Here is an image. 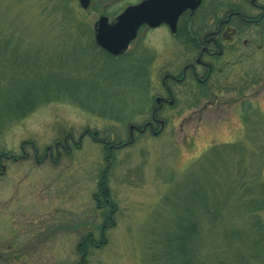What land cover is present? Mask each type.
Wrapping results in <instances>:
<instances>
[{
	"label": "rangeland",
	"instance_id": "rangeland-1",
	"mask_svg": "<svg viewBox=\"0 0 264 264\" xmlns=\"http://www.w3.org/2000/svg\"><path fill=\"white\" fill-rule=\"evenodd\" d=\"M96 17L77 0H0V104L14 105L29 81L54 68L70 81H104L88 91L75 84L81 100L72 89L52 103L39 100L21 119H4L0 154L23 158L0 159V171L6 168L0 175V264H80L76 247L87 233L94 243L87 241L84 264H170L168 245L183 240L179 223L189 189L199 191L201 213L208 207L209 225L199 234L201 264H264V119L247 139L243 130L231 131L238 107L220 114L189 109L183 117L178 88L163 135L147 133L107 160L94 137H106L108 145L126 141L128 126L144 123L162 85L166 50L175 49L167 47L166 31L157 30L126 55L108 56L89 29ZM249 65L236 83L263 88L264 111V50ZM57 142H63L60 153ZM104 185L113 205L98 209L95 195Z\"/></svg>",
	"mask_w": 264,
	"mask_h": 264
},
{
	"label": "flooded vegetation",
	"instance_id": "flooded-vegetation-1",
	"mask_svg": "<svg viewBox=\"0 0 264 264\" xmlns=\"http://www.w3.org/2000/svg\"><path fill=\"white\" fill-rule=\"evenodd\" d=\"M77 1L83 12L97 14L89 26L94 37L101 18H106L108 25H116L118 18L134 7L143 6L144 12L155 17L164 15L157 26L142 23L129 49L120 56L126 55L136 41L141 42L145 35L157 30L166 31L170 38L167 47L175 49V54H172L171 49H164L169 55L163 59L167 65L161 68L163 71L165 69L162 85L156 93L154 104L148 108L145 106L149 117L144 123L129 125V137L126 141L115 139L108 145L106 137H94V141L102 144L108 152L107 160L111 158L113 151L122 149L139 138L144 139L147 133L152 138L163 135L170 122L168 113L180 99L177 96L178 88L183 91V100L180 101L183 117L189 109H211L220 114L221 108L235 110L238 107L239 113L236 109L231 114L234 123L231 131L236 135L237 131L241 133L243 130L247 139L250 137L251 127L260 124L264 119V111L261 110L262 104L259 101L263 88H239L235 79L242 67L250 66L255 52L264 50V0H84L83 4L80 0ZM154 56L160 57V54ZM172 61H179L180 65L174 68ZM168 62L172 63L169 65ZM177 69L179 73L176 72ZM233 93L239 97H233ZM228 97H231L232 101ZM208 98L211 100L208 101ZM239 122H243L242 125L238 126ZM112 138L115 136L111 135ZM61 146V142H57V153L61 152ZM3 158L14 162L21 157ZM5 170L4 167L0 175L4 174ZM98 190L95 195L97 207L103 209L108 205L105 201L110 202L111 198H102L100 186ZM104 191H107V188ZM112 211L107 219L113 218ZM106 227L103 225L101 228L102 238ZM87 241L94 243L91 233L83 236V240L76 247L77 253L81 251L87 254Z\"/></svg>",
	"mask_w": 264,
	"mask_h": 264
},
{
	"label": "trees",
	"instance_id": "trees-1",
	"mask_svg": "<svg viewBox=\"0 0 264 264\" xmlns=\"http://www.w3.org/2000/svg\"><path fill=\"white\" fill-rule=\"evenodd\" d=\"M93 33V31H91ZM96 46V45H95ZM97 47V46H96ZM105 53V52H104ZM2 54H5V51L3 50ZM54 54V53H53ZM106 54V53H105ZM55 55V54H54ZM48 56V55H47ZM50 57H53L52 54H49ZM56 59V58H54ZM63 70V69H60ZM65 71V70H64ZM34 73L37 71L34 70ZM35 78V77H34ZM81 80V81H80ZM2 82V80H0ZM104 82V81H101ZM101 82H96V79L93 81H90L89 79H82L81 77H78V80H72L70 81L67 78V75H64L60 72V75H57V70L55 68L52 70H49L48 72L45 70L44 74L42 75V78H35L34 82L29 81L27 84V88H29L28 93H24L22 95L17 94L14 101V105H7L0 104V128H2V125L4 124V119L8 116H15L21 117L29 115L33 111V109L39 104V100L46 103H52L53 101L58 100L59 96H66L72 94V89H75V84L81 89H87L90 90L94 87L95 83H97L96 87L100 89ZM2 86V85H1ZM21 89L25 88V86H20ZM41 88V91L36 92L35 89ZM3 89V88H1ZM79 96V99L81 100V95L77 93ZM114 93H109L108 96H113ZM3 96V90H0V97ZM83 96V95H82ZM101 96H104L101 94ZM88 96H83V99H85ZM96 101L98 102V99L96 98ZM103 101H106L103 99ZM96 103V102H95ZM99 105L102 106V101L98 102ZM90 108V107H89ZM101 111H106L105 107H101ZM108 112H113V115H115V111L113 110V107L108 109ZM112 115V116H113ZM63 144V142H62ZM5 156H10L9 154H0V159H2ZM107 188V191H104ZM199 191H195V189H192L188 191L189 198L187 196H183V221L179 223L181 227H183V240H180L177 244H169L168 246L171 248V251L169 252L168 256V262L170 264H201V255L203 254V246L200 245L199 241L201 236H199L202 228L205 226L208 227L209 221L205 222V214H208L206 212L207 206L204 207V213H201V207L196 204L197 199V193ZM100 193L102 198L109 197L108 195V187L107 186H100ZM187 197V200H184V198ZM108 203L109 206L112 204L110 202ZM205 206V205H204ZM113 222L110 219V223ZM183 223V224H182ZM107 226V225H106ZM170 241V240H169ZM83 255V262H80V264L85 263V255L81 251L79 252ZM203 256V255H202ZM201 259V260H200Z\"/></svg>",
	"mask_w": 264,
	"mask_h": 264
},
{
	"label": "water",
	"instance_id": "water-1",
	"mask_svg": "<svg viewBox=\"0 0 264 264\" xmlns=\"http://www.w3.org/2000/svg\"><path fill=\"white\" fill-rule=\"evenodd\" d=\"M80 1L82 4L84 3V0ZM143 8L145 7L140 6L126 10L118 18L116 25H108L106 18L100 19L96 28V44L111 55L117 56L123 53L130 42L135 39L137 30L142 23L157 26L160 23V18L164 16L159 14L155 17L153 14L144 12ZM174 16L176 19L177 14ZM174 25L173 23V28Z\"/></svg>",
	"mask_w": 264,
	"mask_h": 264
}]
</instances>
